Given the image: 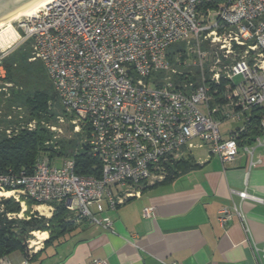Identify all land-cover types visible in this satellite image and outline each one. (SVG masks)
Returning a JSON list of instances; mask_svg holds the SVG:
<instances>
[{"label": "built area", "instance_id": "2783aa9c", "mask_svg": "<svg viewBox=\"0 0 264 264\" xmlns=\"http://www.w3.org/2000/svg\"><path fill=\"white\" fill-rule=\"evenodd\" d=\"M20 26V43L31 42V61L43 63L63 114L54 123L27 121L17 108L20 123L7 137L42 127L52 133L45 146L57 150L69 122L75 135L85 134L101 170L99 177L78 175L74 157L58 158V165L45 152L31 174L0 169L1 211L7 199L21 207L5 213L8 221L29 217V203L50 216L55 202L76 211L77 223L113 231L99 215L138 196L136 189L164 182L169 165L205 145L208 159L223 166L243 152L246 188L231 194L261 201L247 186L261 163L255 150L264 147V0H56ZM178 44L183 49L172 58ZM10 53L0 51V93L13 88L2 66ZM235 215L249 232L236 205L220 211L219 223ZM28 248L19 264L37 253L32 242ZM0 264L14 263L2 257Z\"/></svg>", "mask_w": 264, "mask_h": 264}, {"label": "crops", "instance_id": "0c3cea01", "mask_svg": "<svg viewBox=\"0 0 264 264\" xmlns=\"http://www.w3.org/2000/svg\"><path fill=\"white\" fill-rule=\"evenodd\" d=\"M255 161L261 163L250 172L247 191L260 202L231 194L246 188L243 152L226 166L217 158L190 157L177 177L138 188V196L99 215L112 221L113 231L76 222L29 264H264V147L256 148ZM234 205L242 208L249 232L238 215L226 226L219 223L220 211ZM12 260L21 263L23 254Z\"/></svg>", "mask_w": 264, "mask_h": 264}, {"label": "trees", "instance_id": "16d2710c", "mask_svg": "<svg viewBox=\"0 0 264 264\" xmlns=\"http://www.w3.org/2000/svg\"><path fill=\"white\" fill-rule=\"evenodd\" d=\"M183 49V44H178L170 49L173 56ZM32 50L31 42L28 41L24 46L16 49L2 61V66L6 71L5 83L13 84L7 92L0 93V169L8 171H20L25 169L28 174L33 173V167L38 156L45 152L52 161L61 157H74L75 172L78 175L90 176L100 175L101 165L97 158L93 157L90 150L79 140L58 141V152L54 151V145L47 149L45 144L52 139V133L47 129L38 127L35 131H20L15 137L9 139L6 130L20 123L19 114L15 111L22 108L26 114V120L45 121L54 123L59 113L60 105L57 94L48 78L47 72L41 61H31ZM52 103L55 108L50 109ZM260 110L253 112V118L259 117ZM11 116V120L8 117ZM258 133L257 130L252 131ZM78 137L80 135H77ZM82 136V135H81ZM83 137V136H82ZM77 152V153H76ZM188 162V161H187ZM183 163H175L168 166L167 182L179 175ZM7 212L18 213L20 206L12 201L5 202ZM55 211L51 219L40 218L17 223V228H13L15 223L5 224L1 221L0 225V258L8 257L19 251L24 253L26 241L31 232L51 231L52 237L48 243L58 241L73 228L77 217H68L70 212L64 203H51ZM33 203H29L31 207ZM54 232V233H53ZM54 234V235H53Z\"/></svg>", "mask_w": 264, "mask_h": 264}, {"label": "rangeland", "instance_id": "374dc122", "mask_svg": "<svg viewBox=\"0 0 264 264\" xmlns=\"http://www.w3.org/2000/svg\"><path fill=\"white\" fill-rule=\"evenodd\" d=\"M20 23L21 22H15V23H13V26H14V28H15V30L17 31V33L20 35V37H23V31H22V29H21V26H20ZM25 43L26 42H24V43H20V39L12 46V48H9V49H7V51H10L11 53L12 52H14L16 49H18V48H20V47H22V46H24L25 45ZM31 50H32V48H31ZM10 53V54H11ZM9 54V55H10ZM59 111V113H58V115H62L63 114V112H62V110L61 109H59L58 110ZM62 131H63V133L62 134H60V135H58V141H63V140H65V141H69V140H71V139H76V140H79V143L80 144H82L83 143V140H84V137H85V134H82V136L80 135L79 137L77 136V135H75L74 134V132H73V127L71 126V124H69V122H66L65 124H63L62 126ZM57 141V142H58ZM48 147L49 146H47V149H48ZM57 147H58V145H57ZM50 148V147H49ZM54 151H56V152H58V149L57 150H55L54 149ZM210 151H211V147L209 146V145H205L204 147H202V148H197V149H193V150H191V157H193L197 162L198 161H200V160H207L208 159V157H209V155H210ZM188 159V158H187ZM184 161H185V158H181V160L180 161H178L177 163H184ZM61 161H58V158L55 160V163L56 164H58V165H61V163H60ZM6 201H12L14 204H16V202H14V200L13 199H7V200H3V203L5 204V202ZM19 205V204H18ZM20 206V205H19ZM54 207V206H53ZM6 208H7V206H6V204H5V208H4V211L5 212H3V211H1L2 209L0 208V225H1V221L2 222H4L5 224H8V223H15L14 225H13V228H17V223H19V222H23V221H29L31 218H33V219H40V218H46V219H51L52 218V216H53V213H54V211H55V207H54V210H53V212H52V214L49 216V214L51 213V212H48V214H46V215H44V216H41L40 214H39V210L37 209V207H34L33 205L31 206V207H29V211H28V215H29V217H26V218H24V219H22V220H19V219H17V220H14V221H8L7 220V218H6V216H5V213L7 212L6 211ZM20 210H21V207H20ZM40 211H43V209H41ZM30 212H34L33 214H31ZM70 212V211H69ZM19 213V212H18ZM47 216H49V217H47ZM68 217H77V212L75 211V212H70V214H69V216ZM34 232H40V233H43V232H48V234H49V237H48V240L47 241H44V242H42V245H33V249L35 250L36 249V247H42L43 245H46L47 244V242H49L50 241V239H51V237H52V232L51 231H34ZM34 232H31L30 233V235L28 236V240L26 241V248H27V250L29 249L28 247L31 245V242L32 243H35L36 241H35V236H34ZM54 233V232H53ZM54 235V234H53ZM20 253L21 252H19V251H17V252H15V253H13V254H11L10 255V260L13 262V258L14 257H16L17 255H20ZM23 254V253H22ZM9 257V256H8Z\"/></svg>", "mask_w": 264, "mask_h": 264}, {"label": "bare ground", "instance_id": "6f19581e", "mask_svg": "<svg viewBox=\"0 0 264 264\" xmlns=\"http://www.w3.org/2000/svg\"><path fill=\"white\" fill-rule=\"evenodd\" d=\"M55 1L56 0H38L30 6L26 7L25 9L21 10L20 12L16 13L12 17L0 23V51L12 48V46L20 38V35L15 30L13 23L21 22L23 19L35 17L39 12H41L44 8L51 5ZM10 196L11 194L7 195V197ZM34 236L37 238V241L32 244L38 246L42 245V242L48 239L49 234L47 232H34ZM39 248L40 247H36V251Z\"/></svg>", "mask_w": 264, "mask_h": 264}, {"label": "water", "instance_id": "95a60500", "mask_svg": "<svg viewBox=\"0 0 264 264\" xmlns=\"http://www.w3.org/2000/svg\"><path fill=\"white\" fill-rule=\"evenodd\" d=\"M38 0H0V23Z\"/></svg>", "mask_w": 264, "mask_h": 264}]
</instances>
